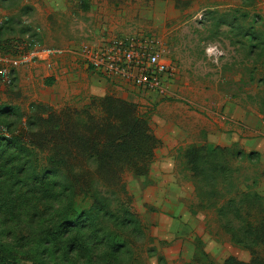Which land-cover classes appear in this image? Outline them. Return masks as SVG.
I'll list each match as a JSON object with an SVG mask.
<instances>
[{"label": "rangeland", "instance_id": "rangeland-1", "mask_svg": "<svg viewBox=\"0 0 264 264\" xmlns=\"http://www.w3.org/2000/svg\"><path fill=\"white\" fill-rule=\"evenodd\" d=\"M0 29V38L16 48L0 51V105L11 107L0 116V136L21 135L40 166L54 150L51 143L29 144L49 137L39 118L55 116L84 136L88 123L102 118L99 101L79 121L73 115L92 96L133 103L160 140L146 174L117 170L105 183L100 177L111 217L97 218L100 242L86 252L64 254L49 235L67 202L77 212L92 206L80 187L69 199L48 196L52 186L30 196L22 189L18 196L12 191L20 186L0 172V263L250 260L233 233L264 215V0H0ZM141 34L160 38L163 55L176 64L163 95L106 76L68 52ZM235 135L242 140L233 141ZM67 140L74 141L65 134ZM56 141L64 145L61 135ZM189 145L227 146L243 154L228 157L225 179L205 183L188 170L183 151ZM211 187L215 191L207 194ZM120 204L130 210L131 223L119 222ZM90 233L84 229L81 237Z\"/></svg>", "mask_w": 264, "mask_h": 264}, {"label": "trees", "instance_id": "trees-1", "mask_svg": "<svg viewBox=\"0 0 264 264\" xmlns=\"http://www.w3.org/2000/svg\"><path fill=\"white\" fill-rule=\"evenodd\" d=\"M11 48L16 49L6 39L0 38V51L10 52ZM98 101L100 104L97 111L102 118L99 122L95 119V122L88 123L84 136L81 133L76 134L79 128H67L61 120L57 121L55 116L47 114L46 117L39 118L41 128L49 133V137L38 142L31 139L28 141L29 144L41 148L51 143L54 151L47 157L46 166L39 165L34 147L27 146L21 135L0 136V172L6 170L4 175L11 182V186H20L14 189L12 194L21 196L23 194L21 190L25 189V195L30 196L41 192L42 188L45 192L48 186H52L53 192L47 191L48 196L55 198L65 196L69 199V196L72 197L76 193L75 188L80 187V193L91 200L92 206L80 212L74 211L67 202L66 208L61 211L56 224L50 230L52 241L60 246L64 254L74 250L86 252L91 248L90 244L100 242L95 241L98 229L96 225L99 224L97 218H107L111 215V201L102 195L100 177L103 182L105 180L108 182L109 176L115 177L117 170L127 169L136 175L146 174L154 150L160 144V140L151 132L148 121L136 113L133 103L109 94L102 97L92 96L89 106L84 105L82 112L74 111L76 116L73 115V118L79 121L81 113L88 115L89 109ZM10 111L11 107L0 105V116ZM65 134L71 136L75 142L71 140L63 142ZM60 135L64 145L56 141V137ZM63 147L64 151L61 149ZM231 149L219 145H189L184 149L183 157L194 177L203 179L205 183L206 180L213 183L216 178H223L224 175L226 178L229 173V156L243 154L241 150L233 152ZM79 151L83 152V161L88 164L86 168L78 158ZM84 173H87V176ZM213 191L215 190L211 187L207 194ZM118 210L122 215L118 217L119 222H132V214L128 207L120 204ZM84 229L91 232L86 239L81 237ZM233 238L249 251L250 260L244 262L229 256L224 260V264H264V215L254 223L242 225L238 233H233ZM116 247L117 245H114V248ZM196 248L199 250L200 258L205 257L204 251L198 245ZM195 255L196 252L193 259Z\"/></svg>", "mask_w": 264, "mask_h": 264}, {"label": "built area", "instance_id": "built-area-1", "mask_svg": "<svg viewBox=\"0 0 264 264\" xmlns=\"http://www.w3.org/2000/svg\"><path fill=\"white\" fill-rule=\"evenodd\" d=\"M155 34L118 37L98 46L70 49L75 58L93 65L106 76H118L147 92L165 94L166 81L176 73V64L163 55Z\"/></svg>", "mask_w": 264, "mask_h": 264}, {"label": "crops", "instance_id": "crops-1", "mask_svg": "<svg viewBox=\"0 0 264 264\" xmlns=\"http://www.w3.org/2000/svg\"><path fill=\"white\" fill-rule=\"evenodd\" d=\"M103 79V78H102ZM238 119V116L236 115V113H235V116H233V120H231L232 122H235V120H237ZM237 132H238V130H237ZM236 136V138H233V141H239V140H242L241 138L239 139V135H235Z\"/></svg>", "mask_w": 264, "mask_h": 264}]
</instances>
